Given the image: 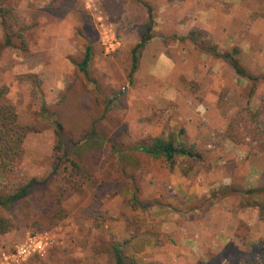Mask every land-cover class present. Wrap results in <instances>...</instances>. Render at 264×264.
Instances as JSON below:
<instances>
[{"label": "rangeland", "instance_id": "374dc122", "mask_svg": "<svg viewBox=\"0 0 264 264\" xmlns=\"http://www.w3.org/2000/svg\"><path fill=\"white\" fill-rule=\"evenodd\" d=\"M10 5L27 27L28 50L3 47L0 28V88H7L19 122L35 129L23 142L19 172L36 183L25 201L0 212L13 221L10 232L0 233V264L33 237L47 239L43 255L13 264H112L105 248L125 240L130 243L124 253L135 264H251L260 257L256 245L264 240V222L257 209L241 207L243 196L233 188L264 186V141H254L243 126L246 112L260 106L264 80L250 95L248 81L225 61L199 51L188 35L203 33L219 52L239 48L241 66L262 76L264 0H10ZM148 18L151 40L129 78L131 50ZM89 41L91 77L104 97L115 98L110 113L127 126V141L180 139L203 155L193 168L178 159L172 171L161 160L131 155L121 169L130 183L135 179L139 208L130 204L132 185L124 195H111L112 185L103 186L96 209L107 219L86 218L99 182L62 192L61 176L51 175L54 130L40 117L41 107L58 102L74 83L70 58L80 56ZM94 84L85 82L89 91ZM230 125L239 143L226 136ZM55 196L62 197L65 217L52 225ZM154 233L167 238L156 244Z\"/></svg>", "mask_w": 264, "mask_h": 264}, {"label": "trees", "instance_id": "16d2710c", "mask_svg": "<svg viewBox=\"0 0 264 264\" xmlns=\"http://www.w3.org/2000/svg\"><path fill=\"white\" fill-rule=\"evenodd\" d=\"M184 1V0H170ZM21 17L10 5V0H0V28L3 33L2 45L5 48L16 49L23 54L27 53L28 46L25 38L27 27L20 26ZM152 21L147 19L144 30L140 34L139 42L131 50V69L129 78L136 72L139 54L151 40ZM188 39L201 52L210 54L215 59L225 61L234 74L250 83V95L264 75L254 76L240 64L241 51L237 47L229 50L218 51L216 45L208 42L203 33L191 31ZM93 58L91 42L83 47V52L78 57H71L70 61L75 66L74 83L60 94L58 102L53 105H43L40 117L45 119L54 130L55 141L52 158L55 162L51 175H60L63 186L62 192L69 189L81 190L83 183L99 182L101 189H97L93 201L86 210V218L107 219L106 215L96 209L99 204L103 186L112 185L111 195H124V189L132 185L134 194L130 204L133 209H138V188L129 182L130 174L122 167L131 155L147 156L152 160H161L169 171H172L180 158H184L189 168L203 162L200 152L190 150L183 141L154 138L148 144H131L127 141L128 129L119 118L111 116V106L115 98H107L101 94L96 81L92 79L89 67ZM95 83L93 91L86 88L85 82ZM7 88H0V212L12 211L17 205L25 201L35 180L25 181L19 172L23 157V142L28 133L33 132V127L19 122L18 113L13 105L6 100ZM264 115V96L261 98L259 108L255 112L247 111L243 117V126L246 131H252V139L260 138L264 141V123L261 127V117ZM253 126V127H252ZM263 128V129H262ZM235 126L230 125L226 136L235 143H239ZM101 151V152H100ZM120 166V167H119ZM101 173L103 178L96 177ZM119 174V176H118ZM112 180V183L110 182ZM110 182V183H109ZM108 183V184H104ZM235 193L243 196L241 207L254 208L258 211L259 220L264 222V186L245 190L234 189ZM49 207L50 224H58L64 217L61 207L62 197L55 196ZM150 204L141 208L147 209ZM98 215V216H97ZM101 222L97 223L98 226ZM13 228V221L0 214V233L5 234ZM136 235H131L135 238ZM156 244H160L166 236L154 233ZM129 240L111 242L105 248V253L112 259V264H135L134 260L124 253V248ZM260 257L250 260L251 264H264V240L257 243ZM101 250H96L100 253Z\"/></svg>", "mask_w": 264, "mask_h": 264}, {"label": "built area", "instance_id": "2783aa9c", "mask_svg": "<svg viewBox=\"0 0 264 264\" xmlns=\"http://www.w3.org/2000/svg\"><path fill=\"white\" fill-rule=\"evenodd\" d=\"M47 239L30 238L24 244L18 246L15 249V253L11 255L10 261H6L5 264H13V262H19V260H25L32 255H43V252L47 246Z\"/></svg>", "mask_w": 264, "mask_h": 264}]
</instances>
